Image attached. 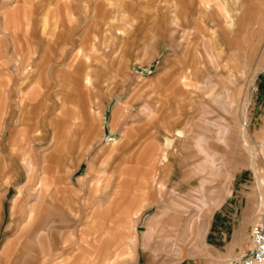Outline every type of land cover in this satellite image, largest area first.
Listing matches in <instances>:
<instances>
[{
	"label": "rangeland",
	"instance_id": "374dc122",
	"mask_svg": "<svg viewBox=\"0 0 264 264\" xmlns=\"http://www.w3.org/2000/svg\"><path fill=\"white\" fill-rule=\"evenodd\" d=\"M0 4V168L12 152L14 119L30 123L21 129L22 177L0 214V244L5 234L15 244L0 264H230L250 247L251 226L264 213V0ZM143 54L151 66L136 64ZM126 132L133 139L117 155L144 148L157 166L155 201L141 195L138 213L126 204L142 182L111 169ZM76 149L84 153L78 163ZM66 163L77 193L73 225L57 206L68 199L57 197ZM143 168L134 166L136 177ZM202 168L220 171L201 192L215 203L211 215L166 207Z\"/></svg>",
	"mask_w": 264,
	"mask_h": 264
},
{
	"label": "bare ground",
	"instance_id": "6f19581e",
	"mask_svg": "<svg viewBox=\"0 0 264 264\" xmlns=\"http://www.w3.org/2000/svg\"><path fill=\"white\" fill-rule=\"evenodd\" d=\"M90 81H91V78L88 76L87 77V83H90ZM147 110H149V109H147ZM135 134H136V132H135ZM133 137H135V136H133ZM131 139H133V138H131V132H126L123 135V138H121L120 141L118 140V142L115 145V148L113 149L112 155H113V160H116V158H119V157L121 160L120 161L118 160V162H116V161L113 162L114 165H113V167H111V169H112L113 176H117L118 178H126V180H128L129 182H131V181L137 182V179L139 178L140 181L142 182L141 194H137V193L132 194V192H130V195H128V201L126 204V207H130V206L134 205L137 208L136 209L137 212L136 211L135 212L138 213V211L142 210L141 209L142 208L141 207L142 206L141 205L142 199L140 198V197H142L141 195H143V196L146 195L149 198L151 204L153 203V201H155L154 195L156 194L155 193V182H156L157 166H156V162L154 161V158H155L154 157V151H146L144 148L141 150L136 149V152L132 153V154H127V153L121 152L117 155L118 149H119V151H127L128 150V144L131 142ZM109 153H108V155H109ZM146 159L152 160L151 165H147ZM140 160H142V161H140ZM140 162H143V166H144V168H143V174L144 175L142 178L136 177L137 173L133 172L134 166H136V164H138ZM263 163H264V159H263ZM218 170H219L218 168H215V170L210 173L211 175L205 173V168L194 169L193 171H191V173L195 174L198 177V179H197V177L194 178V180L190 184V188H189L188 192H186L184 195H178L177 198H175V199L167 200L165 202V206L169 207V208L177 207L180 210H184L186 208L194 207L198 211V217L199 218H203V219L205 218L206 219V217H209L213 211V206L215 205V203L213 201L205 200V197L202 196L201 192H202L203 188H205L206 185L211 184L213 177L218 174ZM262 171L261 172H262L263 176L261 175L262 179L259 182V185L261 188L264 189V170L262 169ZM161 174H162V172H161ZM219 174H220V171H219ZM164 193H165L164 184H161L157 194L159 196L163 197ZM158 195H157V197H159ZM160 218L164 219V221H166L168 219V216L164 214L163 216H160ZM193 223L196 224L197 222H193ZM232 259H235V258H232Z\"/></svg>",
	"mask_w": 264,
	"mask_h": 264
},
{
	"label": "crops",
	"instance_id": "0c3cea01",
	"mask_svg": "<svg viewBox=\"0 0 264 264\" xmlns=\"http://www.w3.org/2000/svg\"><path fill=\"white\" fill-rule=\"evenodd\" d=\"M252 1H254V0H252ZM5 5L6 6H11V5H15V3H6ZM0 6H2V4H0ZM233 21L234 20H229L228 22H233ZM218 30L219 29H217V30L214 29L215 32H217ZM113 43H115V42H113ZM113 43L110 42L111 45ZM96 44L97 43L95 42L94 43V48L98 47V46H96ZM123 46H125L124 42H123ZM108 47H110V46H108ZM108 49H110V48H108ZM112 53H114V52H112ZM89 60L90 59H88L87 61H89ZM123 60H124V57H123ZM135 61H136L137 65L151 66V60H149V58L146 56V54L137 56ZM124 62H126V59L124 60ZM158 69L160 70L159 67H158ZM181 74H183V72ZM82 84H83V81H82ZM21 118H24L22 123H21ZM25 120H26L25 117H21V116L14 119L15 126L12 128L11 133H10V137L8 138V143L11 144V146H12V149H11L12 152H11V154H9V151L6 152V160H5L6 161V165L3 168L2 167L0 168V214L4 213V210H5V200H4V198L7 195V192L9 191L10 186L12 184H14V183H18L20 178L22 177V173H21V169H20V163H19V155H20L21 148H23V143L24 142L23 141L21 142V137H20L21 136V129H27L28 125L30 124V123H28V121H25ZM15 132H19L18 136H16L14 134ZM206 135H209V134L206 133ZM209 140H210V137H208V139H207V141L205 143H207ZM77 151L78 150L76 149L75 150L76 158H75V160H73L76 163H78V156L81 157L84 154L83 152L80 153V152H77ZM66 157H68V155H66ZM63 169H64L63 170L64 172L59 176V183H60V186L62 187L63 190L61 191V194H59L57 197H59L60 195H62V193H64L67 196L68 199L65 200L62 203V205L59 204V200H58V205L57 206L59 207L58 209L60 210L61 214L67 219L68 225H73L74 223L77 222V216H76L77 200H75V196H77V193H76V191L73 190V187L74 188L76 187V185L74 184L75 183V179H74V176L71 175L72 167L68 166L67 163H66L65 166H63ZM258 188L260 190H264L263 188L260 187L259 180H258ZM50 194H52V193L50 192ZM18 201H19V196H17L11 202L10 207H12L13 204L18 202ZM52 201H53L52 198H50L47 201L48 207L51 206ZM54 207H56V205ZM151 223L158 224L157 221L154 222V218H152ZM42 224L44 225L43 227L45 229H47L48 225H50L49 222H42ZM121 226L123 228L127 229V230H129V229L131 230V228L134 226V224H133V221L131 219L124 217L121 220ZM128 241L131 244L133 242L132 237L129 238ZM13 244H15L14 243V236L9 235V234H5L3 242L0 244V262H2V260L4 259L3 258V254H2L4 249L7 248V247H10V245L13 246ZM206 246H207V244L205 242V247ZM206 249H207V247H206ZM234 249L235 250H239V244H235L234 245ZM243 253H244V251L239 253L238 258ZM123 255L124 254H122L121 256H123ZM69 258H71V257H69ZM88 260H90L89 256L88 257L85 256L82 259V263H85ZM107 262H108V260H106V259H103V261H102V263H107Z\"/></svg>",
	"mask_w": 264,
	"mask_h": 264
},
{
	"label": "built area",
	"instance_id": "2783aa9c",
	"mask_svg": "<svg viewBox=\"0 0 264 264\" xmlns=\"http://www.w3.org/2000/svg\"><path fill=\"white\" fill-rule=\"evenodd\" d=\"M251 245L230 264H264V214L253 222L250 230Z\"/></svg>",
	"mask_w": 264,
	"mask_h": 264
}]
</instances>
